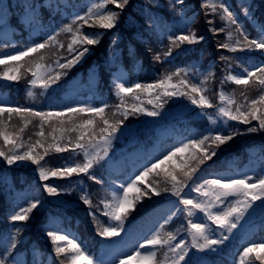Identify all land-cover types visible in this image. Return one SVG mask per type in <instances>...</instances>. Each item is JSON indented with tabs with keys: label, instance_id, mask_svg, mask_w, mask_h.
Wrapping results in <instances>:
<instances>
[{
	"label": "snow or ice",
	"instance_id": "1",
	"mask_svg": "<svg viewBox=\"0 0 264 264\" xmlns=\"http://www.w3.org/2000/svg\"><path fill=\"white\" fill-rule=\"evenodd\" d=\"M255 7L254 0H245L241 7L244 19H241L240 12L234 10L228 0H198V9L190 7L189 0H100L99 3H90L86 10L71 0H0V30L15 23L32 34L27 43L14 47L12 54L0 53V65L3 66L0 78L5 80L19 81L22 75L30 72L29 84L40 85L45 90L53 86L60 88L62 77L84 60L91 51L90 46L98 44L106 31L121 25H127L134 40L148 52H154L153 60L168 63L174 54L179 55L205 39L191 28L199 11L204 14L210 33H226V38L216 44L218 49L232 54L219 57L226 65L221 85L231 81L256 89L255 95L241 93L242 103H237L234 95L221 89L218 93L220 104L214 105L204 94L213 72H200L203 79L197 83L189 78V74L200 70L185 65L166 71L151 83L115 79L114 93L120 100L116 105L102 98L93 101L91 97L67 99L61 103L55 96H50V103L41 108L0 100V165L5 170L25 165L33 167L43 182L31 192L15 190L10 178L0 172V187H7L12 194L6 217L10 223L0 229V264H57V260L59 264H223L211 257L219 255L221 246L234 235L233 230L240 221L257 211L264 216V170L252 176L247 172L210 170L220 146H227L226 142L233 137L256 132L264 135V22L257 24ZM45 12L48 23L43 21ZM57 15L67 18L68 23L56 25L54 19ZM217 16L223 21L222 27L215 24ZM245 20L257 25L255 32L248 30ZM85 25L88 31L84 30ZM60 33L72 34L63 62L58 57L54 66L42 63L45 59L42 53L49 46L58 45L64 49L65 45L58 40ZM117 44L118 34L112 37L110 51L105 57L110 75L111 68L122 58V50ZM156 45L165 50L154 51ZM128 51L133 56L131 43ZM32 54L39 59L34 60ZM253 57L259 58L253 62ZM234 64L239 67L234 68ZM25 65L26 71L22 73ZM28 94L33 95L31 91ZM142 94L152 97L147 101L150 107L145 106ZM129 96L131 102L127 99ZM169 101L180 111L166 108ZM212 108L218 109L217 118L224 123L230 119L239 124L228 129L227 134H223V127L209 129L206 135L189 132L177 141L178 146H166L161 150H156L155 146L152 150L142 146L132 152L112 151L113 142L135 144L142 134L158 126L161 120L180 119L184 112L205 115ZM65 115L70 127H64L62 118ZM13 116L20 117L24 126L33 118L38 119L39 138L27 142L23 139V127L10 129L7 122ZM149 117L154 119H147ZM54 119L60 123V128L57 130L54 124L49 126L59 134L48 140L44 125ZM252 121L257 123L252 124ZM241 125L247 127L241 128ZM50 152L80 154L82 158L62 160V166L48 168L45 157ZM185 153L187 158H184ZM173 157L177 159L173 160ZM113 167L126 169L127 174L114 172ZM100 170L107 171L108 175ZM150 173L163 176V187L159 182L140 183L147 181ZM81 174L101 187L106 186L110 197L93 203L83 187L71 183L67 186L54 184L50 180L78 178ZM250 180L254 182L249 183ZM74 191L78 193L77 200L85 206L86 214L96 222L99 236L118 238L102 241L103 252L94 258L86 247L70 238V233L66 235L58 224H49L44 229L45 238L51 242L49 260L27 236L26 222L33 210L42 204L41 192L60 199ZM154 196L169 203L167 214L149 223L156 212L154 207L138 221L126 226L125 220L136 208V201ZM18 199L23 201V206L16 202ZM101 208L108 218L107 224L99 220ZM180 216L186 221L180 229L175 232L163 230L173 218ZM121 232L123 236L119 235ZM180 232L185 235L177 239ZM245 243L246 246L241 245L242 250H237L232 264H264V252L256 251L264 249V242L249 240ZM161 251L162 259L158 255Z\"/></svg>",
	"mask_w": 264,
	"mask_h": 264
},
{
	"label": "trees",
	"instance_id": "2",
	"mask_svg": "<svg viewBox=\"0 0 264 264\" xmlns=\"http://www.w3.org/2000/svg\"><path fill=\"white\" fill-rule=\"evenodd\" d=\"M241 1L245 3V0H241ZM261 1L264 2V0H261ZM189 3H190V7H192L193 9H198V0H189ZM108 7H114V6L109 5ZM254 16H255V19L258 18L260 21H262V22L264 21V13L261 12V10L258 8L257 5H256L255 10H254ZM205 19L206 18L204 16V14L202 12L198 11V14H197L196 18L194 19L193 23L191 24V28H192V30L196 31L198 34L204 35L205 39L202 42H200V43H198L196 45L190 46L187 49V52L192 51V52L195 53V52L198 51V49H200L199 50L200 53L202 55L205 54L204 59L206 61L209 60L210 56L213 57V60H216V59L220 60L219 57L221 56V54H223V55H232L230 52H227V51H225L223 49H218L216 47V44H217L218 41H223L226 38V33H219V34L213 35L212 33H210L208 31V25L206 24ZM215 24H216V26L222 27L223 26V21H221L220 18L217 16ZM84 30L88 31V26L87 25L84 26ZM123 31H126L124 25H121L119 28H117L115 30H108V31L105 32L104 35L101 36L100 41L104 37H106L110 32H114V33H118L119 32L120 34H118V35H121L123 33L124 34L125 33H130V32H123ZM121 32H123V33H121ZM96 45H98V44H96ZM96 45L90 46L91 50H93ZM150 57H152V52H150ZM241 93H243L244 95H250L251 96V95L255 94V91L253 89L251 90L250 88L240 87V89L238 90V95L242 96ZM242 102H243V96H242L241 100L238 101V103H242ZM7 123L10 126V129L18 130L19 128L23 127L21 125V123H20V120H18L17 118H13L11 121H8ZM52 123H53V120L45 123V125L52 124ZM255 123H257V122L256 121H252V124H255ZM44 128H45V137H47V139H48L49 138V133L46 132L47 127L44 126ZM32 130L33 129H31V130L27 129L26 130L24 128L23 139L25 141L31 142V141L35 140L36 135H35V133L32 134L33 133ZM257 133L259 135V132H257ZM241 140H245V139L241 138V136H239L238 138H233L231 141L227 142V145L228 146L229 145H233V144H235V143H237V142H239ZM0 144H2V140H0ZM3 147L7 148L8 146L7 145H3ZM0 160H2V158H0ZM26 167H27V165H25L24 167H20V168L22 169V168H26ZM21 169H17L16 168L15 171H10L9 169L5 170L3 168V165H0V172H3L5 174H8L7 173L8 171H10V173L13 174L17 170L22 171ZM32 184H33V188L34 189H36L38 187V184L35 182V180L32 182Z\"/></svg>",
	"mask_w": 264,
	"mask_h": 264
},
{
	"label": "rangeland",
	"instance_id": "3",
	"mask_svg": "<svg viewBox=\"0 0 264 264\" xmlns=\"http://www.w3.org/2000/svg\"><path fill=\"white\" fill-rule=\"evenodd\" d=\"M93 2H95V1L91 0V3H93ZM89 4H90V3H89ZM3 53L12 54V49H11L10 51L3 52ZM121 73H123V72H121ZM120 78H121V80L123 79L124 81H128V80H129L128 77H127V75H126L125 73L121 74V75H120ZM89 97H90V96H89ZM89 97H87V98H89ZM91 99H92V98H91ZM181 137H182V136H178V137H176L173 141H169L168 143L165 144V147H166V146H171V145H177V146H178L177 141H178ZM243 172H247L248 175L252 176L253 173H257V165H256V166H253L251 169L243 170ZM233 173H238V172H233ZM250 181H251V183L254 182V180H250ZM167 211H168V209H163V210H161V211H160V212H159L154 218H152V220H151L149 223L155 221V220H156L157 218H159V217L164 216V215L167 213ZM249 217H250V216H247V215H246V217L240 221V222H242L241 227H244L245 223H247V222H246V221H247V218H249ZM245 219H246V220H245ZM126 226H127V225H126ZM140 234H142V232H141ZM240 250H242V249H240Z\"/></svg>",
	"mask_w": 264,
	"mask_h": 264
}]
</instances>
